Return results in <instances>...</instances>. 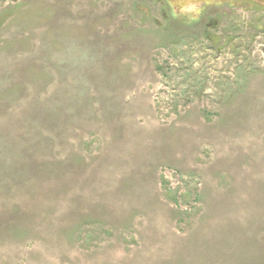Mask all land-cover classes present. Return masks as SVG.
<instances>
[{
  "label": "rangeland",
  "instance_id": "374dc122",
  "mask_svg": "<svg viewBox=\"0 0 264 264\" xmlns=\"http://www.w3.org/2000/svg\"><path fill=\"white\" fill-rule=\"evenodd\" d=\"M0 0V264H264V0Z\"/></svg>",
  "mask_w": 264,
  "mask_h": 264
},
{
  "label": "clouds",
  "instance_id": "9594fccd",
  "mask_svg": "<svg viewBox=\"0 0 264 264\" xmlns=\"http://www.w3.org/2000/svg\"><path fill=\"white\" fill-rule=\"evenodd\" d=\"M172 15L174 17L183 16L188 20L196 19L200 14V7L194 0H182L180 3H171Z\"/></svg>",
  "mask_w": 264,
  "mask_h": 264
}]
</instances>
